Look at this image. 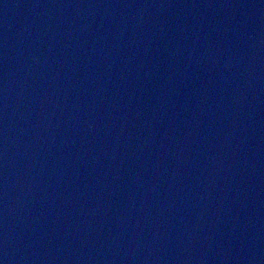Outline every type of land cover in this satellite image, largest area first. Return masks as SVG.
Returning <instances> with one entry per match:
<instances>
[{
    "label": "water",
    "instance_id": "1",
    "mask_svg": "<svg viewBox=\"0 0 264 264\" xmlns=\"http://www.w3.org/2000/svg\"><path fill=\"white\" fill-rule=\"evenodd\" d=\"M0 264H264V0H0Z\"/></svg>",
    "mask_w": 264,
    "mask_h": 264
}]
</instances>
